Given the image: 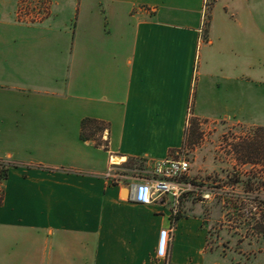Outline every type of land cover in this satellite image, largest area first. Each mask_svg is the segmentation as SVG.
I'll return each mask as SVG.
<instances>
[{
    "label": "crops",
    "instance_id": "crops-1",
    "mask_svg": "<svg viewBox=\"0 0 264 264\" xmlns=\"http://www.w3.org/2000/svg\"><path fill=\"white\" fill-rule=\"evenodd\" d=\"M20 1L0 0V264H219L200 215L126 184L185 147L190 119L258 125L251 0H212L206 20L204 0H47L31 19ZM85 118L105 147L80 139ZM127 161L144 172L114 179Z\"/></svg>",
    "mask_w": 264,
    "mask_h": 264
},
{
    "label": "rangeland",
    "instance_id": "rangeland-1",
    "mask_svg": "<svg viewBox=\"0 0 264 264\" xmlns=\"http://www.w3.org/2000/svg\"><path fill=\"white\" fill-rule=\"evenodd\" d=\"M29 2L34 4V0ZM212 3L203 1L207 14ZM156 4L163 6V2ZM249 4L252 22L264 28V0H251ZM165 6L168 3L164 2ZM234 20H230L232 25H236ZM261 62L264 64V57ZM256 63L257 70L263 68L261 73L252 72L254 81L250 85L252 122L258 125L197 120L192 139L185 146L194 189L182 195L179 211L203 218L208 230L207 248L219 264H264V139L258 138L261 132L255 133L256 128L264 127V65ZM248 142L258 149L257 155L245 147ZM139 169V163L129 169L120 164L111 172L116 179L128 181L144 172ZM241 179H248V184Z\"/></svg>",
    "mask_w": 264,
    "mask_h": 264
},
{
    "label": "built area",
    "instance_id": "built-area-1",
    "mask_svg": "<svg viewBox=\"0 0 264 264\" xmlns=\"http://www.w3.org/2000/svg\"><path fill=\"white\" fill-rule=\"evenodd\" d=\"M28 2L29 0L19 2L16 10V16L19 19L39 17L47 9V0H34L32 5ZM184 155L185 147L164 159L153 161L147 177H140L126 184V199L134 203L145 204L152 200L153 195H165L169 197L171 210L176 214L182 195L194 189L189 175V162ZM169 240V231L160 235L158 255L162 256L167 253Z\"/></svg>",
    "mask_w": 264,
    "mask_h": 264
},
{
    "label": "trees",
    "instance_id": "trees-1",
    "mask_svg": "<svg viewBox=\"0 0 264 264\" xmlns=\"http://www.w3.org/2000/svg\"><path fill=\"white\" fill-rule=\"evenodd\" d=\"M206 18L207 19L209 18V12H208V14L206 13ZM204 39H206V29L204 30ZM196 121H197L196 119H190V121H189V126H191V127H188V129H187L184 146L187 145L188 137H190L192 135V131L194 130V127L197 125ZM107 128H108V124L103 122V121L85 118L80 123V139L81 140H91V139L95 140V135H97V134L101 135L105 130H107ZM255 133H260L261 135L258 136V138L264 139V127L256 128ZM95 145L96 146L101 145V146L105 147V144L98 141V140H95ZM245 147L253 149L252 155H257L256 150L258 151V149L255 148L253 143L250 144L248 142L245 145ZM124 167H128V169L130 168V166L128 165V161L126 163H124ZM7 171H8V166L0 162V184L2 181H4L6 179ZM239 181L243 182L244 184H248V182H249L248 179L247 180L241 179ZM1 202H2V189L0 188V204H1Z\"/></svg>",
    "mask_w": 264,
    "mask_h": 264
},
{
    "label": "bare ground",
    "instance_id": "bare-ground-1",
    "mask_svg": "<svg viewBox=\"0 0 264 264\" xmlns=\"http://www.w3.org/2000/svg\"><path fill=\"white\" fill-rule=\"evenodd\" d=\"M115 161L117 162L118 160L116 159Z\"/></svg>",
    "mask_w": 264,
    "mask_h": 264
},
{
    "label": "water",
    "instance_id": "water-1",
    "mask_svg": "<svg viewBox=\"0 0 264 264\" xmlns=\"http://www.w3.org/2000/svg\"><path fill=\"white\" fill-rule=\"evenodd\" d=\"M125 190V189H124ZM126 190H127V188H126Z\"/></svg>",
    "mask_w": 264,
    "mask_h": 264
}]
</instances>
